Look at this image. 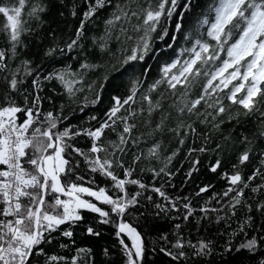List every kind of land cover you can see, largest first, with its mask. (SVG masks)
I'll return each instance as SVG.
<instances>
[{
    "label": "snow or ice",
    "instance_id": "6c2138e0",
    "mask_svg": "<svg viewBox=\"0 0 264 264\" xmlns=\"http://www.w3.org/2000/svg\"><path fill=\"white\" fill-rule=\"evenodd\" d=\"M0 17V264H264V0H0ZM181 152L182 183L212 154L227 187L170 194Z\"/></svg>",
    "mask_w": 264,
    "mask_h": 264
},
{
    "label": "trees",
    "instance_id": "16d2710c",
    "mask_svg": "<svg viewBox=\"0 0 264 264\" xmlns=\"http://www.w3.org/2000/svg\"><path fill=\"white\" fill-rule=\"evenodd\" d=\"M203 2V0H202ZM3 20L2 17H0V24H2ZM76 26V20L73 18H69L67 22L62 23L60 25L61 29L63 30L64 33L67 34H71V28H74ZM98 31V29H97ZM91 32H86V35H91ZM68 64L73 65L74 67H78V65L76 64V54L73 53H69L67 54L64 58H63ZM60 65H58L59 67ZM157 76V69L155 67V65H153L152 69L150 70V72L148 73V81H151L152 79H154ZM235 83V82H234ZM57 91H60V85L56 84L54 85ZM48 87H52V85H49ZM227 91V90H225ZM48 92V88H45V93ZM61 102V98L60 97H56V103L59 104ZM45 107H49L47 104H45ZM92 112V109H85V111L83 113L79 112L78 110L76 111L75 115H69V120L65 121V123H69L71 122L72 124H76L78 125L81 122V119H86L87 115ZM66 114L67 113V109H66ZM95 123V122H93ZM87 142V139L85 138V140L81 141V146H83L84 143ZM184 157V153L181 152V155L177 158V160H175L173 162V164L175 165L176 168H180V171L176 173V175L174 177H172L171 180V184L175 185V187H167L166 189L170 194L173 195H180V196H188L192 199L193 204H196L197 200H200V203H203V199H207L208 195L210 194L211 190L209 193H205L202 194V198L200 197H195L194 196V191L196 190V187L198 185H202V183L207 180V179H211V182L213 183V185L215 186V190L216 191H220L221 189L227 187V184L225 181L218 179L215 174H212L210 172L206 171V166L209 163V160L213 159V155L209 154L208 157L205 159L202 157V164L204 165V167H201V170L199 173H194V177H193V182H188V183H182V180L184 179V171L187 170V162L183 159ZM178 161L183 162L184 166L181 168L180 163H178ZM225 168L228 167L227 164L224 165ZM251 166H249V170H250ZM145 181L151 182L150 181V174H145L144 176ZM258 182V181H257ZM159 183V181H157V184ZM247 195V192H246ZM160 224H162L164 226V228H167L170 224V221H160ZM235 224V222H233V225ZM213 233L215 232V228H213L211 230ZM195 234V233H194ZM78 243H80L81 245L88 243L87 240L81 238ZM55 251L59 254H64V255H71L74 254V252H68L67 250H60V249H55ZM149 259H153V257H149Z\"/></svg>",
    "mask_w": 264,
    "mask_h": 264
}]
</instances>
